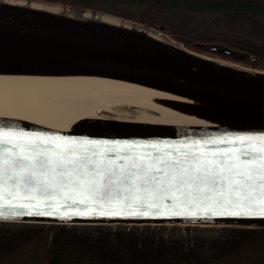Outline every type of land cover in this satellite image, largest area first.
Listing matches in <instances>:
<instances>
[{
	"label": "snow or ice",
	"instance_id": "1",
	"mask_svg": "<svg viewBox=\"0 0 264 264\" xmlns=\"http://www.w3.org/2000/svg\"><path fill=\"white\" fill-rule=\"evenodd\" d=\"M264 217V131L107 139L0 123V219Z\"/></svg>",
	"mask_w": 264,
	"mask_h": 264
},
{
	"label": "trees",
	"instance_id": "2",
	"mask_svg": "<svg viewBox=\"0 0 264 264\" xmlns=\"http://www.w3.org/2000/svg\"><path fill=\"white\" fill-rule=\"evenodd\" d=\"M30 1L115 17L156 31L193 52L264 71V0ZM198 21L213 24L217 31L201 28ZM220 23L226 31L219 30ZM218 230L223 231L219 238H192L186 246L182 240L102 227L2 226L0 264H264V228ZM207 245L210 252L199 253Z\"/></svg>",
	"mask_w": 264,
	"mask_h": 264
},
{
	"label": "water",
	"instance_id": "3",
	"mask_svg": "<svg viewBox=\"0 0 264 264\" xmlns=\"http://www.w3.org/2000/svg\"><path fill=\"white\" fill-rule=\"evenodd\" d=\"M44 7H56L74 15L105 17L118 20L125 26L141 29L154 37L168 39L176 45L177 51L169 48H157L124 36L111 37L105 43L97 37L89 36L82 30L49 22L24 20L10 11L0 10V36L15 40L32 49H40L59 56L79 60L103 72L139 78L165 84L177 90L201 98L220 102L264 115V72L237 64L243 70L230 67L235 71L221 72L202 57L183 54L178 43L162 34L127 21L96 13L73 10L57 5L30 0H12ZM156 35V36H155ZM110 43V44H109ZM109 44V45H107ZM169 47V45H164ZM188 49V48H187ZM189 50V49H188ZM216 47L211 51H216ZM193 52V51H192ZM195 53V52H194ZM228 54V51H223ZM198 54V53H195ZM202 55V54H199ZM205 56V55H202ZM210 59L218 60L205 56ZM221 61V60H220ZM225 62V61H223ZM227 63V62H226ZM230 64V63H229ZM156 105H164L171 112L175 105L156 99H147ZM155 101V102H154ZM110 119V117L108 116ZM89 120L90 126L62 131L66 134L107 139H171L181 137H205L224 132L264 131L263 125H217V126H165L131 121ZM117 120V119H116ZM35 129V128H26ZM44 131H56L45 130ZM9 218L0 219V224H16L42 227L56 224L66 227H102V226H203L264 228V217L260 216H196V217H103V216H52L39 213L29 214L21 209L20 215L12 216L6 207Z\"/></svg>",
	"mask_w": 264,
	"mask_h": 264
},
{
	"label": "bare ground",
	"instance_id": "4",
	"mask_svg": "<svg viewBox=\"0 0 264 264\" xmlns=\"http://www.w3.org/2000/svg\"><path fill=\"white\" fill-rule=\"evenodd\" d=\"M0 10L10 11L24 20L75 27L105 43L109 42V36H124L142 44L179 52L172 46L176 44L168 39L154 37V34L110 18L74 15L56 7L12 0H0ZM179 49L180 53L202 57L221 72L235 71L230 67L243 70L195 54L185 47ZM248 71L263 75L264 80V72ZM147 99L169 102L175 108L171 109L172 116H165L164 121L145 116L147 120H154L145 124L201 127L264 124V115L257 112L201 98L165 84L103 72L83 61L32 49L0 36V123L65 131L90 126L89 120H112L98 114V110H107L111 104ZM114 121L121 123L122 120Z\"/></svg>",
	"mask_w": 264,
	"mask_h": 264
},
{
	"label": "rangeland",
	"instance_id": "5",
	"mask_svg": "<svg viewBox=\"0 0 264 264\" xmlns=\"http://www.w3.org/2000/svg\"><path fill=\"white\" fill-rule=\"evenodd\" d=\"M197 23L201 28H209L212 32L217 31L216 27H213V24H203L202 21H198ZM219 30L226 31L227 27L223 24H218ZM211 58H215L221 61H225L227 63L237 64L231 61H227L212 55L202 54ZM155 102V101H154ZM168 107L164 105H156L153 102L149 101H135L134 103H115L111 104L107 110H98V114H104L110 117V119H120L125 121L137 122V123H147L153 122L154 120H147L145 116L149 115L156 119L157 121L165 120V116H172L168 111ZM161 123V122H159ZM6 226L9 228H20L24 225H16V224H0V227ZM73 228V227H72ZM79 229H95L96 227H77ZM103 229L113 230V231H122V232H130L140 237L145 235L149 236L152 239H157L158 237H164L168 240H182L186 246L189 245V242L192 238H202L204 241H210L215 238H219L222 236L223 231L218 230L219 227L211 226V225H203V226H188L182 227L179 225L176 226H165V225H140V226H102ZM209 245L205 247V249L200 250L199 253L207 254L209 253Z\"/></svg>",
	"mask_w": 264,
	"mask_h": 264
}]
</instances>
